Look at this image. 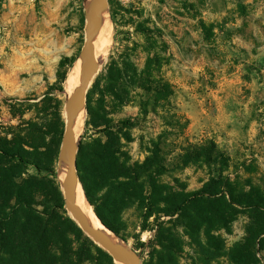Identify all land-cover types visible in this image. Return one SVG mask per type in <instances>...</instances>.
I'll list each match as a JSON object with an SVG mask.
<instances>
[{"label":"rangeland","instance_id":"374dc122","mask_svg":"<svg viewBox=\"0 0 264 264\" xmlns=\"http://www.w3.org/2000/svg\"><path fill=\"white\" fill-rule=\"evenodd\" d=\"M109 3L110 48L100 58L91 89L98 78L106 76L112 62L133 63L143 69L148 52L166 58L162 72L174 88L171 104L146 118L135 103L149 96L143 91L130 92L129 99L134 102L128 105L108 99L111 119L137 124L126 131L131 141H123L130 164L143 162L147 143L166 134L164 150L170 171L162 180L178 191L179 187H185L184 192L196 191L208 181L210 171L200 164L181 167L179 155L189 144L201 146L213 141L230 157L232 178L237 174L264 189V0ZM0 4V124L18 125L19 119L12 118L9 106L13 99H19L28 108L24 118L45 132L51 130L59 115L65 128L61 99L65 80L60 82L59 74L67 77L84 45L85 0H0ZM63 60H67L65 67H61ZM92 99L98 103L101 94L96 92ZM178 118L183 125L187 122L185 128L178 126ZM87 120L86 113L81 139ZM52 139L53 135H47L45 143ZM44 160L43 168L58 175L60 154L55 160ZM29 174L47 176V172L39 174L34 167ZM84 195L89 202L85 191ZM217 208L220 210L221 204ZM247 215L240 214L226 227L222 221H215L194 237L188 235L184 226L187 221L179 215L172 219L161 215L158 226L155 217L145 223L137 202L115 220L142 264H161L159 252L163 250L157 237L162 227L171 228L178 236L175 264H233L231 251L247 237ZM73 239L82 255L77 264H109L95 248ZM248 255L264 264V248L251 249Z\"/></svg>","mask_w":264,"mask_h":264},{"label":"trees","instance_id":"16d2710c","mask_svg":"<svg viewBox=\"0 0 264 264\" xmlns=\"http://www.w3.org/2000/svg\"><path fill=\"white\" fill-rule=\"evenodd\" d=\"M66 61L61 62V67H65ZM166 63L164 56H152L151 52L143 69L133 63L112 62L106 76L98 78L90 89L86 134L78 155V174L85 194L103 224L125 241L127 238L115 218L136 202L143 210L145 223L155 217L157 225L161 215L171 219L179 215L187 221L184 226L193 237L202 228L212 227L215 221H222L226 227L240 214L247 213V237L231 251L230 259L233 264H260L248 254L251 249L264 248V189L243 181L237 174L232 178L231 159L215 142L182 148L178 163L181 167L200 164L210 171L203 187L192 192H184L185 187L178 191L162 180L170 171L164 150L166 134L147 143L143 162H129L123 141H131L126 131L137 124L131 120L115 122L106 103L113 99L128 105L134 102L129 99L130 92L140 90L149 95L135 102L141 116L146 118L158 108L169 106L174 88L162 72ZM65 79V73L59 74L60 82ZM101 81H105L104 87ZM96 92L101 99L94 104L92 96ZM9 108L12 118H18L19 123L0 124V264H77L82 255L75 249L73 237L114 264L109 254L68 216L56 172L43 168L45 158L55 160L59 154L64 128L60 115L51 130L48 126L49 132H45L34 121L24 118L28 109L24 101L13 99ZM180 121L178 118V126L185 128L187 122L183 125ZM47 135H53L48 144ZM44 147L46 152H41ZM30 167L39 174L47 172V176L29 174ZM101 191L105 193L99 196ZM190 223L196 226L193 228ZM157 243L163 250L159 252L160 263L175 264L179 245L173 230L162 227Z\"/></svg>","mask_w":264,"mask_h":264},{"label":"water","instance_id":"95a60500","mask_svg":"<svg viewBox=\"0 0 264 264\" xmlns=\"http://www.w3.org/2000/svg\"><path fill=\"white\" fill-rule=\"evenodd\" d=\"M109 14V0H90L86 16L85 41L78 57L81 66L80 75L77 87L74 93L66 100L64 107L65 128L59 154L60 158L64 159L66 167L65 176L63 181L60 182V187L63 192L65 209L70 218L96 245L109 254L114 264H142L141 257L133 247L113 244L79 208L76 201L78 186L81 185L83 189L78 174V155L82 139L77 134V119L80 114L87 113L88 93L100 67L97 41L103 22ZM107 229L110 230L109 228ZM110 231L116 234L112 230ZM118 237L127 243L120 236Z\"/></svg>","mask_w":264,"mask_h":264},{"label":"bare ground","instance_id":"6f19581e","mask_svg":"<svg viewBox=\"0 0 264 264\" xmlns=\"http://www.w3.org/2000/svg\"><path fill=\"white\" fill-rule=\"evenodd\" d=\"M86 7L89 8L90 6V0H85ZM111 33H112V27L109 22V15L105 18L99 38L97 41V54L99 59L101 57H105L107 53L109 52L110 48V42H111ZM80 62L78 61L68 72L67 77L64 81V92L62 96V100L65 102L66 100L74 93L76 87L78 78L80 75ZM65 114V111H64ZM85 114L86 112L79 115L77 119V134L80 136V133L82 131V128L85 123ZM65 161L63 158H61L59 167H58V175L57 178L60 182L63 181L65 176ZM76 201L79 206V208L89 217V219L92 221V223L113 243L117 245H123L126 247H131V245L127 242H123L116 234L112 233L110 230H108L104 225L101 219L97 216L96 212L94 211L93 207L89 204L87 199L85 198L84 191L81 187V185L78 186L76 191ZM120 264V263H117Z\"/></svg>","mask_w":264,"mask_h":264}]
</instances>
